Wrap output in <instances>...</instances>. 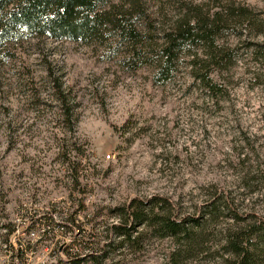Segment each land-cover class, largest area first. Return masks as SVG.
Listing matches in <instances>:
<instances>
[{"label": "rangeland", "instance_id": "rangeland-1", "mask_svg": "<svg viewBox=\"0 0 264 264\" xmlns=\"http://www.w3.org/2000/svg\"><path fill=\"white\" fill-rule=\"evenodd\" d=\"M100 9L126 14L134 39L16 33L0 45V264H54L63 248L101 264H224L223 240L240 226L231 215L264 222V0H109ZM183 16L218 26L222 98L192 79L201 47L160 75L164 36ZM152 197L175 221L220 201L212 218L189 224V246L151 232L121 246L114 209ZM49 217L60 227L25 232ZM19 241L32 246L24 259Z\"/></svg>", "mask_w": 264, "mask_h": 264}, {"label": "trees", "instance_id": "trees-1", "mask_svg": "<svg viewBox=\"0 0 264 264\" xmlns=\"http://www.w3.org/2000/svg\"><path fill=\"white\" fill-rule=\"evenodd\" d=\"M107 2L109 0H0V45L16 33L29 38L67 40L82 44L101 43L110 32L116 33L120 38L134 39L136 34L133 22L126 14L114 15L100 9ZM243 15L244 13L238 14L240 17ZM214 23L213 20L207 22L189 19L187 16L176 22L164 36L165 44L159 50V72L166 77L171 60L176 59L179 53L189 49L188 47H201V57L190 56L191 73H195L192 79L209 96L222 98L220 86L213 75L225 69L228 54L219 48L215 40L219 30ZM219 201L214 198L212 203L204 205L207 213H200L197 219L175 221L169 213H163L162 208L165 206L162 204L165 201L157 197L145 201L133 198L125 206L114 209L118 223L111 225L110 231L120 240L121 246L131 247L139 236L150 232L159 238L182 241L181 243L189 246V241L194 239L189 232V224L199 227V221H203L205 217L212 218ZM230 219L240 223V226L235 231H228L223 240V249L227 254L224 264H264V222L252 218L243 221L232 215ZM34 222L31 226L23 225L25 232L28 233L29 227L36 225L37 230H41L44 235L53 226L60 227L57 223L52 224L50 217ZM31 247V243L27 242L22 248L19 241V251L15 256L24 259ZM78 248L79 251L82 250L81 244ZM85 252L86 249L83 254L75 250L76 254H71L63 248V259H56L54 264H101L99 256Z\"/></svg>", "mask_w": 264, "mask_h": 264}, {"label": "built area", "instance_id": "built-area-1", "mask_svg": "<svg viewBox=\"0 0 264 264\" xmlns=\"http://www.w3.org/2000/svg\"><path fill=\"white\" fill-rule=\"evenodd\" d=\"M108 157V156H107Z\"/></svg>", "mask_w": 264, "mask_h": 264}]
</instances>
